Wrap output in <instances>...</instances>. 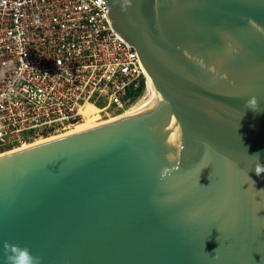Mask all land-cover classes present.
<instances>
[{
	"label": "water",
	"instance_id": "water-1",
	"mask_svg": "<svg viewBox=\"0 0 264 264\" xmlns=\"http://www.w3.org/2000/svg\"><path fill=\"white\" fill-rule=\"evenodd\" d=\"M105 2L157 97L0 156V264H264V0Z\"/></svg>",
	"mask_w": 264,
	"mask_h": 264
},
{
	"label": "built area",
	"instance_id": "built-area-1",
	"mask_svg": "<svg viewBox=\"0 0 264 264\" xmlns=\"http://www.w3.org/2000/svg\"><path fill=\"white\" fill-rule=\"evenodd\" d=\"M145 81L105 0H0V156L72 130L87 106L121 114Z\"/></svg>",
	"mask_w": 264,
	"mask_h": 264
},
{
	"label": "bare ground",
	"instance_id": "bare-ground-1",
	"mask_svg": "<svg viewBox=\"0 0 264 264\" xmlns=\"http://www.w3.org/2000/svg\"><path fill=\"white\" fill-rule=\"evenodd\" d=\"M145 76H146L145 89H144L142 96L135 103H133L130 107H128L124 112H122L121 114L116 115L115 117L108 119L107 121H101V122L96 123L94 121L98 120V118H96L95 116H93V117H90V116L95 114L96 112H98L97 109H95L93 106H87L84 110V114H85V117L88 116L87 117L88 119L85 118L86 120L77 124L72 130H70L64 134L58 135V136H52V137L47 138V139L36 141V142L29 144V145H22L20 148H17L15 150H13L12 152L18 151L21 149H25L27 147H31L33 145H37V144H40L42 142L49 141L51 139H55L57 137H61L64 135L74 134V133H78L81 131H85L87 129L96 127L98 125H101V124H104V123H107V122H110V121H113L116 119H120L123 117H127V116L132 115L136 112H140V111L146 109L155 100V98L157 97V93L155 92V90L152 86V83L150 81V78L148 77V75L146 73H145ZM9 153H11V152H9ZM2 155H5V154H2Z\"/></svg>",
	"mask_w": 264,
	"mask_h": 264
},
{
	"label": "clouds",
	"instance_id": "clouds-1",
	"mask_svg": "<svg viewBox=\"0 0 264 264\" xmlns=\"http://www.w3.org/2000/svg\"><path fill=\"white\" fill-rule=\"evenodd\" d=\"M245 107L249 110L256 111L258 110V102L256 97H251L248 100H246ZM253 157L256 158L257 163L254 167V172L256 175H260L262 172H264V164H261L259 162V154H254ZM6 247H9L12 249L14 255L10 256L8 259L10 261V264H39V258L36 256L31 255L29 250L27 248H22L18 245H7Z\"/></svg>",
	"mask_w": 264,
	"mask_h": 264
},
{
	"label": "rangeland",
	"instance_id": "rangeland-1",
	"mask_svg": "<svg viewBox=\"0 0 264 264\" xmlns=\"http://www.w3.org/2000/svg\"><path fill=\"white\" fill-rule=\"evenodd\" d=\"M143 91H144V90H143ZM142 94H143V92L141 93V95H139L138 99L142 96ZM138 99H137V100H138ZM137 100H136V101H137ZM136 101H135V102H136ZM135 102H134V103H135ZM132 104H133V103H132ZM95 109H96V108H95ZM96 113H97V112H96ZM94 116H95L96 118H98L96 115H94ZM114 117H115V116H114ZM111 118H113V117H111ZM111 118H110V119H111ZM101 121H107V120H102V119L99 120V118H98V120H96V121H94V122L98 123V122H101ZM31 144H32V143H31Z\"/></svg>",
	"mask_w": 264,
	"mask_h": 264
},
{
	"label": "trees",
	"instance_id": "trees-1",
	"mask_svg": "<svg viewBox=\"0 0 264 264\" xmlns=\"http://www.w3.org/2000/svg\"><path fill=\"white\" fill-rule=\"evenodd\" d=\"M143 89H144V86L142 85L141 88L139 89L138 93L136 94V96H139L142 93Z\"/></svg>",
	"mask_w": 264,
	"mask_h": 264
}]
</instances>
